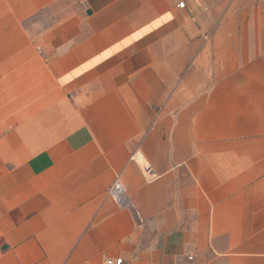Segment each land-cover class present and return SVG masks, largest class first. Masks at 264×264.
Returning a JSON list of instances; mask_svg holds the SVG:
<instances>
[{
  "label": "crops",
  "instance_id": "obj_1",
  "mask_svg": "<svg viewBox=\"0 0 264 264\" xmlns=\"http://www.w3.org/2000/svg\"><path fill=\"white\" fill-rule=\"evenodd\" d=\"M109 257L264 264V0H0V264Z\"/></svg>",
  "mask_w": 264,
  "mask_h": 264
},
{
  "label": "built area",
  "instance_id": "obj_2",
  "mask_svg": "<svg viewBox=\"0 0 264 264\" xmlns=\"http://www.w3.org/2000/svg\"><path fill=\"white\" fill-rule=\"evenodd\" d=\"M184 3L179 2L178 7H183ZM108 195L111 197L113 202L121 209L132 207V200L127 195L122 184L116 179L108 188ZM103 264H128L127 261L121 257L106 258Z\"/></svg>",
  "mask_w": 264,
  "mask_h": 264
}]
</instances>
